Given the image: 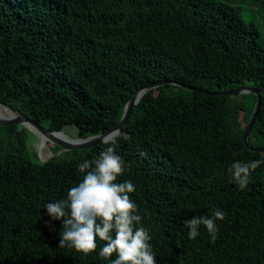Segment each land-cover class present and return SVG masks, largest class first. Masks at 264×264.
I'll use <instances>...</instances> for the list:
<instances>
[{
	"label": "trees",
	"instance_id": "1",
	"mask_svg": "<svg viewBox=\"0 0 264 264\" xmlns=\"http://www.w3.org/2000/svg\"><path fill=\"white\" fill-rule=\"evenodd\" d=\"M242 1L0 0V103L88 138L118 124L133 94L153 82L212 92L251 84L261 91L250 134L257 147L264 43L233 5ZM252 96L249 108L240 94L167 84L143 96L113 143L44 162L27 154L25 128L0 126V264H111L98 238L88 256L58 247L62 224L45 209L81 182L79 163L109 146L127 166L119 180L135 185L157 264H264V164L244 190L228 173L236 161L264 159L243 140ZM215 207L226 213L217 240L204 226L190 240L184 221Z\"/></svg>",
	"mask_w": 264,
	"mask_h": 264
},
{
	"label": "clouds",
	"instance_id": "2",
	"mask_svg": "<svg viewBox=\"0 0 264 264\" xmlns=\"http://www.w3.org/2000/svg\"><path fill=\"white\" fill-rule=\"evenodd\" d=\"M103 143H113L106 139ZM264 164V159L250 162L236 161L228 168L239 190H244L251 173ZM83 179L67 191L66 198L45 205L51 221H60L62 231L58 247L74 248L88 256L97 251L98 239L103 242L99 256L111 264H157L150 243L151 236L143 227L139 205L130 194L136 191L131 180L119 178L127 166L112 146L103 149L99 156L85 159L78 165ZM211 216H196L184 221L189 229L188 238L195 240L201 226L207 229L211 241L218 238L216 221L226 219L219 207L211 209ZM50 225V221L46 222ZM98 238V239H97ZM115 254V259H112Z\"/></svg>",
	"mask_w": 264,
	"mask_h": 264
},
{
	"label": "water",
	"instance_id": "3",
	"mask_svg": "<svg viewBox=\"0 0 264 264\" xmlns=\"http://www.w3.org/2000/svg\"><path fill=\"white\" fill-rule=\"evenodd\" d=\"M171 84L175 86L182 87L185 90H188L190 92H196L205 94L208 96H230V95H238V94H244V93H252L257 97V103L254 109V112L252 114V117L250 118V121L245 129L243 140L245 145L250 151L254 152H260L264 153V147H255L250 143V134L253 129L254 123L256 121V118L258 116L260 107H261V91L260 89L256 87H240L237 89H231V90H225V91H219V92H212L208 90H204L201 88L191 87L187 86L183 83L177 82V81H171V80H163L158 82L150 83L139 90H137L132 98L127 103L124 114L122 119L118 124L113 126L111 129L104 131L100 134L90 136L88 138H76L73 139L74 143L64 141L58 137L55 136L56 132L61 133L59 130H50L47 128H43L37 121L34 119L29 118L28 116L24 115L21 112H18L14 109L9 108L11 111L17 114V117L15 118H0V126H14V125H21L25 126L28 129H30L33 132L38 131L39 133L43 134L47 137L49 142L54 143L55 145L61 147L63 151H84L89 150L92 148H95L103 143L106 139H110L111 141H114L118 136L122 135L123 133V127L127 123L133 109L140 103L143 96L156 88L162 87L164 85ZM1 104V103H0ZM3 105V104H1ZM5 106V105H4Z\"/></svg>",
	"mask_w": 264,
	"mask_h": 264
},
{
	"label": "rangeland",
	"instance_id": "4",
	"mask_svg": "<svg viewBox=\"0 0 264 264\" xmlns=\"http://www.w3.org/2000/svg\"><path fill=\"white\" fill-rule=\"evenodd\" d=\"M233 5L239 10L240 15L245 22L251 23L257 27V29L260 32V40L262 41V43H264V0H257V1L247 0V1H242V2H235L233 3ZM242 87H254V86H252L251 84H247ZM234 89H237V88H234ZM240 95H242V97L244 98L246 105L249 108H251L252 100H253L252 93H244ZM18 126H21V125H18ZM41 126L43 128H47L46 123H44ZM22 127L25 128L26 130L24 132L25 133L24 136H25V140L27 144V154L33 160L39 159V161L44 162V161H48L52 157L60 156L61 154L65 152H72V151H63L61 147L49 141L47 142L46 145H43L40 138L35 132L31 131L25 126H21L20 128ZM62 132L69 138H72V139L78 138L77 129L73 125L66 126ZM258 145L259 146L257 147H264V142L262 144L258 143Z\"/></svg>",
	"mask_w": 264,
	"mask_h": 264
},
{
	"label": "bare ground",
	"instance_id": "5",
	"mask_svg": "<svg viewBox=\"0 0 264 264\" xmlns=\"http://www.w3.org/2000/svg\"><path fill=\"white\" fill-rule=\"evenodd\" d=\"M15 117H17V114H16V113H14V112L11 111L9 108H7V107H5V106H3V105L0 104V118H7V119H9V118H15ZM35 133H36V134L38 135V137L40 138L42 144H43V145H46L47 142H48L47 137L44 136L43 134L39 133L38 131H36ZM55 136L58 137V138H60V139H62V140H64V141H67V142L69 141V142L74 143L73 139L67 137L63 132H61V133L56 132V133H55ZM42 144H41V145H42ZM41 147H42V146H41ZM41 147H40V148H41ZM43 147H44V146H43ZM51 153H52V152H51ZM49 156H50V155H49Z\"/></svg>",
	"mask_w": 264,
	"mask_h": 264
}]
</instances>
